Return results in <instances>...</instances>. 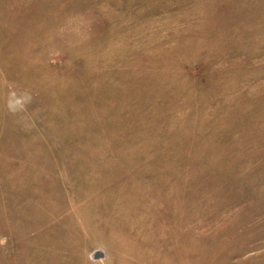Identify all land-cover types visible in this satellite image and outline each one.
<instances>
[{
  "label": "rangeland",
  "instance_id": "1",
  "mask_svg": "<svg viewBox=\"0 0 264 264\" xmlns=\"http://www.w3.org/2000/svg\"><path fill=\"white\" fill-rule=\"evenodd\" d=\"M0 264H264V0H0Z\"/></svg>",
  "mask_w": 264,
  "mask_h": 264
}]
</instances>
